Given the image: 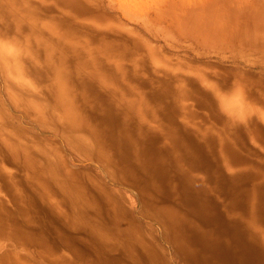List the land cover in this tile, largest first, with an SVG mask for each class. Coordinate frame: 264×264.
<instances>
[{
	"label": "rangeland",
	"instance_id": "1",
	"mask_svg": "<svg viewBox=\"0 0 264 264\" xmlns=\"http://www.w3.org/2000/svg\"><path fill=\"white\" fill-rule=\"evenodd\" d=\"M0 36L26 48L22 78L0 59V264H264V0H0ZM236 84L241 126L210 91Z\"/></svg>",
	"mask_w": 264,
	"mask_h": 264
},
{
	"label": "bare ground",
	"instance_id": "2",
	"mask_svg": "<svg viewBox=\"0 0 264 264\" xmlns=\"http://www.w3.org/2000/svg\"><path fill=\"white\" fill-rule=\"evenodd\" d=\"M137 1V0H136ZM139 2H140V4L142 5V6H144V7H147V4L148 3H150V4H153L154 2H156V1H158V0H138ZM168 1V0H167ZM181 1V0H180ZM60 2V1H59ZM62 4V3H61ZM139 4V3H138ZM165 6V5H164ZM197 8V7H196ZM195 9V8H194ZM165 14V13H164ZM166 14H168V12L166 13ZM108 16V15H107ZM173 16V15H172ZM181 16V15H180ZM179 16V17H180ZM183 16V15H182ZM177 17V16H176ZM187 17V16H186ZM103 18V17H102ZM182 18V17H181ZM185 18V17H184ZM228 18V17H227ZM180 19V18H179ZM111 20H113V19H111ZM177 20V19H176ZM186 20V19H185ZM223 20V19H222ZM18 21V20H17ZM204 21V20H203ZM110 22V21H109ZM213 23V22H212ZM122 24V23H121ZM60 28V27H59ZM64 28V27H63ZM121 28V27H120ZM93 29V28H92ZM122 29H123V27H122ZM29 30V29H28ZM95 30V29H94ZM197 30V29H196ZM40 32V31H39ZM46 32H50L49 30H46ZM129 32V31H128ZM262 33H263V31H261ZM62 33V32H61ZM30 34V33H29ZM39 34V33H38ZM133 34V33H132ZM6 35V34H5ZM40 36V35H39ZM82 36V35H81ZM141 36V35H140ZM46 37V36H45ZM63 37V36H62ZM142 37V36H141ZM7 38V37H6ZM81 38V37H80ZM208 38V37H207ZM44 39H46V38H44ZM101 39H103V38H101ZM57 40V39H56ZM59 40V39H58ZM68 40H69V38H68ZM81 40H83V39H81ZM105 40V39H104ZM110 40V39H109ZM139 40V39H138ZM142 40V39H141ZM216 40V39H215ZM46 41V40H45ZM86 41H87V39H86ZM97 41H99V40H97ZM35 42V41H34ZM69 42L71 43V44H74V43H76V42H78V41H75V40H73V39H70L69 40ZM139 42V45H140V40L138 41ZM137 42V40H136V43H138ZM61 43V42H60ZM121 43V42H120ZM125 43V42H124ZM145 42H143V44H144ZM224 43V42H223ZM58 44H59V42H58ZM146 44H147V42H146ZM230 44V43H229ZM95 45V44H94ZM120 45V44H119ZM225 45V44H224ZM36 46V45H35ZM50 46V45H49ZM53 46V45H52ZM67 46V45H66ZM81 46V45H80ZM100 46V45H99ZM126 46V45H125ZM150 46V45H149ZM142 47H144L143 45H142ZM151 47V46H150ZM150 47H149V49H150ZM55 48H56V46H55ZM95 48V47H94ZM93 48V49H94ZM98 48V47H97ZM63 49V48H62ZM78 49V48H77ZM126 49H127V47H126ZM132 48H130V50H131ZM101 50V49H100ZM153 50V49H152ZM152 50H150V52L152 51ZM160 50V49H159ZM72 51V50H71ZM91 51V50H90ZM97 51V50H96ZM99 51V50H98ZM82 52H84V51H82ZM105 52V51H104ZM59 53V52H58ZM148 53H149V51H148ZM154 53V52H153ZM158 53V52H157ZM63 54V53H62ZM98 54V53H97ZM125 54V53H124ZM163 54H165V53H163ZM46 55L47 56H50L51 55V50H47L46 51ZM99 55V54H98ZM97 55V56H98ZM144 55V54H143ZM167 55V54H166ZM75 56V55H74ZM43 57V56H42ZM124 57V56H123ZM150 57H151V54H150ZM166 57V56H165ZM168 57V56H167ZM166 57V58H167ZM45 58V57H44ZM61 58V57H60ZM59 58V59H60ZM98 58V57H97ZM125 58V57H124ZM129 58V57H128ZM155 58H157V57H155ZM179 58V57H178ZM46 59V58H45ZM103 59V58H102ZM113 59V58H112ZM47 60V59H46ZM43 61V60H42ZM51 61V60H50ZM83 61V60H82ZM86 61H87V59H86ZM142 61V60H141ZM1 62L9 69V74H10V72L11 73H14V75H16V76H19V77H21L22 78V72H19L20 70V66H21V71H23V65H22V62H21V60H19V61H17V62H15V63H9L6 59H1ZM76 62V61H75ZM112 62V61H111ZM110 62V63H111ZM139 63V62H138ZM188 63V62H187ZM75 64V63H74ZM84 64V63H83ZM109 64V63H108ZM29 65V64H28ZM57 65V64H56ZM79 65V64H78ZM104 65V64H103ZM142 65V64H141ZM65 66V65H64ZM76 66V65H75ZM80 66V65H79ZM78 66V67H79ZM85 66V65H84ZM128 66V65H127ZM166 66V65H165ZM54 67V66H53ZM81 67V66H80ZM129 67V66H128ZM171 67V66H170ZM64 68V67H63ZM75 68V67H74ZM84 68V67H83ZM107 68V67H106ZM117 68V67H116ZM126 68V67H125ZM161 68V67H160ZM179 68V67H178ZM49 69V68H48ZM118 69V68H117ZM175 69H176V67H175ZM32 70V69H31ZM30 70V71H31ZM116 70V69H115ZM119 70V69H118ZM125 70V69H124ZM177 70V69H176ZM7 71V70H6ZM92 71V70H91ZM121 71V70H120ZM159 71V70H158ZM59 72H61L60 70H59ZM85 72V71H84ZM166 71H164V73H165ZM100 73V72H99ZM129 73V72H128ZM144 73V72H143ZM177 73V72H176ZM187 73V72H186ZM25 74V73H24ZM27 74V73H26ZM88 74V73H87ZM92 74V73H91ZM93 74H95L94 72H93ZM122 74V73H121ZM131 74V73H130ZM135 74V73H134ZM138 74V73H137ZM149 74H151V73H149ZM173 74V73H172ZM185 74V73H184ZM11 75V74H10ZM70 75V74H69ZM90 75V74H89ZM96 75V74H95ZM29 76V75H28ZM50 76V75H49ZM75 76V75H74ZM81 76V75H80ZM99 76V75H98ZM104 75H102V77H103ZM122 76H123V74H122ZM138 76V75H137ZM168 76H170V75H168ZM172 76V75H171ZM186 76V75H185ZM191 76V75H190ZM210 76V75H209ZM214 76V75H213ZM88 77V76H87ZM220 77V76H219ZM235 77V76H234ZM242 77V76H241ZM240 77V78H241ZM10 78V77H9ZM28 78V77H27ZM52 78V77H51ZM75 78V77H74ZM101 78V77H100ZM110 78V77H109ZM111 78H112V76H111ZM114 78V77H113ZM149 78H151V77H149ZM162 78H163V76H162ZM48 79V78H47ZM103 78H101V80H102ZM107 79V78H106ZM124 79V78H123ZM137 79V78H136ZM148 79V78H147ZM146 79V80H147ZM174 79V78H173ZM180 79V78H179ZM183 79V78H182ZM91 80H93V79H91ZM145 80V81H146ZM110 81V80H109ZM113 81V80H112ZM156 81V80H155ZM167 81V80H166ZM173 81H175V80H173ZM181 81V80H180ZM250 81V80H249ZM24 82V81H23ZM32 82V81H31ZM61 82H62V79H61V77H60V74L59 73H56L55 74V79H54V86L53 87H55V94L57 95V98H58V100L59 101H61L62 102V106H63V108H64V110L62 111L63 113H64V115L67 113L69 116H71L72 115V109L70 108V104H69V98L66 96V93L64 92V90H63V88H62V84H61ZM117 82V81H116ZM115 82V83H116ZM161 82V81H160ZM214 82V81H213ZM221 82V81H220ZM234 82V81H233ZM243 82V81H242ZM247 82V81H246ZM47 83V82H46ZM50 83V82H49ZM102 83H104V82H102ZM110 83V82H109ZM108 83V84H109ZM112 83V82H111ZM140 83V82H139ZM143 83V82H142ZM141 83V84H142ZM195 83V82H194ZM227 83V82H226ZM251 83V82H250ZM44 84V83H43ZM66 84V83H65ZM107 84V85H108ZM220 84V83H219ZM222 84V83H221ZM243 84H244V82H243ZM91 85V84H90ZM95 85V84H94ZM213 85V84H212ZM248 85V84H247ZM28 86V85H27ZM92 86H93V84H92ZM110 86V85H109ZM184 86V85H183ZM207 86V85H206ZM215 86V85H214ZM30 87V86H29ZM33 87V86H32ZM95 88H96V86H94ZM100 87V86H99ZM113 87V86H112ZM155 87V86H154ZM124 88V87H123ZM213 88V87H212ZM35 89V88H34ZM40 89V88H39ZM44 89V88H43ZM49 89V88H48ZM132 90H134V89H132ZM156 90H158V89H156ZM176 90V89H175ZM209 90V89H208ZM100 91V90H99ZM107 91V90H106ZM112 91V90H111ZM148 91V90H147ZM46 92V91H45ZM161 92V91H160ZM168 92V91H167ZM199 92V91H198ZM9 93V92H8ZM73 93H75V92H73ZM105 93V92H104ZM112 93V92H111ZM124 93V92H123ZM128 93V92H127ZM142 93V92H141ZM202 93V92H201ZM206 93V92H205ZM52 94H53V92H52ZM122 94V93H121ZM125 94V93H124ZM147 94H148V92H147ZM135 95H136V93H135ZM202 95V94H201ZM258 95H260V94H258ZM264 95V94H263ZM11 96V95H10ZM49 96V95H48ZM211 96V95H210ZM169 97V96H168ZM199 97V96H198ZM213 97V96H212ZM253 97V96H252ZM22 98V97H21ZM56 98V99H57ZM106 98H107V96H106ZM256 98V97H255ZM12 99H14L15 100V98H13L12 97ZM119 99V98H118ZM122 99V98H121ZM169 99V98H168ZM174 99V98H173ZM182 99V98H181ZM208 99V98H207ZM210 99V98H209ZM253 99V98H252ZM53 100V99H52ZM93 100V99H92ZM123 100V99H122ZM87 101H90V100H87ZM252 101V100H251ZM14 102V101H13ZM211 102V101H210ZM31 103V102H30ZM82 103V102H81ZM88 103H90V102H88ZM140 103V102H139ZM214 103V102H213ZM38 104V103H37ZM73 104V103H72ZM133 104V103H132ZM153 104V103H152ZM40 105V104H39ZM55 105V104H54ZM193 105V104H192ZM211 105V104H210ZM213 105V104H212ZM253 105V104H252ZM263 105V104H262ZM58 106V105H57ZM86 106V105H85ZM138 106H139V104H138ZM141 106V105H140ZM150 106V105H149ZM255 106V105H254ZM87 107V106H86ZM133 107V106H132ZM151 107V106H150ZM155 107V106H154ZM216 107V106H215ZM29 108V107H28ZM41 108V107H40ZM146 108H148V107H146ZM252 108H254V107H252ZM264 108V107H263ZM152 108H150V110H151ZM154 109V108H153ZM162 109H164V108H162ZM258 109V108H257ZM261 109V108H260ZM259 109V110H260ZM40 110V109H39ZM155 110V109H154ZM160 110V109H159ZM77 111V110H76ZM75 111V112H76ZM116 111V110H115ZM254 111V110H253ZM70 112H71V114H70ZM99 112V111H98ZM143 112V111H142ZM152 112V111H151ZM76 113H78V111L76 112ZM144 113V112H143ZM120 114V113H119ZM43 115V114H42ZM84 115V114H83ZM140 115V114H139ZM150 115V114H149ZM152 115V114H151ZM44 116V115H43ZM121 116V115H120ZM141 116V115H140ZM156 115H154V117H155ZM222 116V115H221ZM141 117H143V118H145L144 116H141ZM140 117V118H141ZM223 117V116H222ZM260 117V116H259ZM58 118V117H57ZM61 118V117H60ZM66 118V117H65ZM68 118V117H67ZM136 118V117H135ZM187 118V117H186ZM69 119V118H68ZM68 119H66V120H68ZM73 119H74V117H73ZM73 119H72V122H73ZM76 119V118H75ZM104 119H106V118H104ZM110 119V118H109ZM111 120V119H110ZM145 120V119H144ZM143 120V121H144ZM188 120V119H187ZM202 120V119H201ZM200 120V121H201ZM219 120V119H218ZM63 121V120H62ZM76 121V120H75ZM121 121H123V120H121ZM138 121V120H137ZM146 121H148V120H146ZM145 121V122H146ZM68 122H69V120H68ZM71 122V121H70ZM130 122V121H129ZM219 122V121H218ZM248 122V121H247ZM78 123V122H77ZM124 123V122H123ZM128 123V122H127ZM126 123V124H127ZM133 123V122H132ZM148 123H150V122H148ZM153 123V122H152ZM73 124H75V123H73ZM78 124H81V123H78ZM130 124V123H129ZM151 124V123H150ZM203 124V123H202ZM72 125V124H71ZM144 125V124H143ZM142 125V126H143ZM16 126V125H15ZM80 127L82 126V125H79ZM78 126V127H79ZM115 126V125H114ZM131 126V125H130ZM241 126V125H240ZM84 127V126H83ZM262 127V126H261ZM260 127V128H261ZM84 128H87V127H84ZM147 128V127H146ZM188 128V127H187ZM191 128V127H190ZM93 129V128H92ZM91 129V130H92ZM134 129V128H133ZM138 129V128H137ZM149 129V128H148ZM158 129V128H157ZM231 129V128H230ZM249 129V128H248ZM251 129V128H250ZM116 130V129H115ZM143 130V129H142ZM237 130V129H236ZM252 130V129H251ZM255 130V129H254ZM253 130V131H254ZM263 130V129H262ZM94 131V130H93ZM96 131V130H95ZM131 131V130H130ZM162 131V130H161ZM106 132V131H105ZM155 132V131H154ZM96 133V132H95ZM165 133V132H164ZM163 133V134H164ZM97 134V133H96ZM189 134H190V132H189ZM258 134V133H257ZM136 135V134H135ZM229 135V134H228ZM97 136H98V134H97ZM122 136V135H121ZM165 136V135H164ZM240 136V135H239ZM96 137V136H95ZM177 137V136H176ZM194 137V136H193ZM6 137H4V139H5ZM206 138V137H205ZM3 139V141H5ZM109 139V138H108ZM126 139V138H125ZM178 139V138H177ZM256 139V138H255ZM254 139V140H255ZM8 140V139H7ZM7 140H6V142L4 143L6 146H11V145H13L12 146V153H11V156H10V158H11V160H15V162H17L16 161V159H18L17 157H18V155H17V152L18 151H16V150H14L13 151V147H14V149L15 148H17V144L16 143H14V142H7ZM234 140V139H233ZM176 141V140H175ZM179 141V140H178ZM198 141V140H197ZM210 142V141H209ZM164 143H166V139H165V142ZM201 143H202V141H201ZM3 144V143H2ZM136 144V143H135ZM173 144V143H172ZM212 144V143H211ZM211 144H209V145H211ZM215 144V143H214ZM236 144V143H235ZM109 145V144H108ZM141 146H142V144H140ZM257 145V144H256ZM2 146V145H1ZM98 146H100V145H98ZM160 146V145H159ZM158 146V147H159ZM260 146V145H259ZM139 147V146H138ZM151 147H153V146H151ZM180 147H182V146H180ZM204 147V146H203ZM8 148V147H7ZM96 148H98V147H96ZM104 148V147H103ZM111 148H112V145H111ZM135 148V147H134ZM176 148H178V147H176ZM240 148H242V147H240ZM4 149V148H3ZM113 149V148H112ZM136 149V148H135ZM148 149H149V147H148ZM169 148H167V150H168ZM259 149H260V147H259ZM96 150V149H95ZM172 150H174V149H172ZM147 151V150H146ZM169 151V150H168ZM175 151H176V149H175ZM9 152V151H8ZM96 152V151H95ZM112 152H114V151H112ZM172 153V152H171ZM176 153H178V152H176ZM215 153V152H214ZM245 153V152H244ZM100 154V153H99ZM9 155V154H8ZM111 155V154H110ZM207 155H208V153H207ZM179 156V155H178ZM181 156V155H180ZM185 156V155H184ZM189 156V155H188ZM8 158V156L6 155V154H3L2 153V151L0 150V167L1 168H3V169H6V170H8L7 168H5V165H4V162H5V159H7ZM26 157V156H25ZM146 157V156H145ZM218 157V156H217ZM216 157V158H217ZM24 158V157H23ZM28 158V157H27ZM26 158V159H27ZM30 158V157H29ZM25 159V158H24ZM25 159V160H26ZM145 159V158H144ZM167 159V158H166ZM220 159V158H219ZM255 159V158H254ZM258 159V158H257ZM256 159V160H257ZM179 160V159H178ZM26 161H29V159H27ZM36 161H38V160H36ZM35 161V162H36ZM108 161V160H107ZM140 161V160H139ZM183 161V160H182ZM30 162H32V161H30ZM109 162V161H108ZM224 162V161H223ZM226 162V161H225ZM14 163V162H13ZM27 163V162H26ZM29 163V162H28ZM37 163H39V162H37ZM142 163V162H141ZM30 164V163H29ZM34 164V163H33ZM32 164V165H33ZM187 164V163H186ZM231 164V163H230ZM258 164V163H257ZM15 165V164H14ZM31 165V164H30ZM29 165V166H30ZM31 165V166H32ZM140 165V164H139ZM145 165V164H144ZM229 165V164H228ZM227 165V166H228ZM24 166V165H23ZM30 166V167H31ZM230 166V165H229ZM262 166V165H261ZM24 167H26V166H24ZM34 167V166H33ZM67 168V167H66ZM120 168V167H119ZM180 168H182V166L180 167ZM228 168V167H227ZM253 168V167H252ZM264 168V167H263ZM26 168H24V170H25ZM32 169V168H31ZM177 169V168H176ZM186 168H184L183 170H185ZM192 169V168H191ZM198 169V168H197ZM39 170V169H38ZM41 170V169H40ZM39 170V171H40ZM67 170V169H66ZM188 170V169H187ZM256 170V169H255ZM262 170V169H261ZM9 171V170H8ZM33 171L34 172H37V170L35 169H33ZM42 171V170H41ZM130 171V170H129ZM189 171V170H188ZM228 171V170H227ZM25 174V173H24ZM27 174V173H26ZM28 174H29V172H28ZM36 174V173H35ZM39 174V173H38ZM41 174V173H40ZM198 174H200V172L198 173ZM202 174H203V172H202ZM243 174V173H242ZM136 175V174H135ZM186 175H187V173L185 174V177H186ZM189 175H190V173H189ZM188 175V176H189ZM238 175V174H237ZM33 176V175H32ZM35 176V175H34ZM36 176H39V175H36ZM192 176V175H191ZM244 176V175H243ZM262 176H264V175H262ZM27 177V176H26ZM136 177V176H135ZM134 177V178H135ZM190 177V176H189ZM208 177V176H207ZM235 177V176H234ZM241 177V176H240ZM15 178V177H14ZM13 178V179H14ZM34 178H36L37 179V177H34ZM42 178V177H41ZM133 178V179H134ZM188 178V177H187ZM192 178V177H191ZM238 178V177H237ZM246 178V177H245ZM32 179V178H31ZM39 179V178H38ZM199 179V178H198ZM203 179V178H202ZM207 179V178H206ZM243 179V178H242ZM241 179V180H242ZM249 179V178H248ZM17 180V179H16ZM27 180V179H26ZM34 180V179H33ZM185 180V179H184ZM204 180V179H203ZM6 181H8V182H10L8 179H3V177H1L0 176V202H1V197L2 198H4V196L5 195H7V196H9L10 198H14V195H12L14 192H12L11 190H10V183H7L6 184ZM31 181V180H30ZM231 181H232V179H231ZM12 182V181H11ZM14 182V181H13ZM34 182V181H33ZM139 182V181H138ZM186 182H187V180H186ZM190 182H191V180H190ZM20 183V182H19ZM30 183V182H29ZM78 183V182H77ZM238 183V182H237ZM32 184V183H31ZM34 184L37 186V187H40L41 185L43 186L44 185V183H43V181H41V179L40 180H36V182H34ZM189 184V183H188ZM239 184V183H238ZM244 184V183H243ZM13 185V184H12ZM17 185V184H16ZM14 186V185H13ZM22 186V185H21ZM28 186V185H27ZM212 186V185H211ZM240 186H241V184H240ZM246 186H247V184H246ZM254 186V185H253ZM33 187V186H32ZM44 187V186H43ZM46 187V186H45ZM173 187V186H172ZM207 187H208V185H207ZM248 187V186H247ZM152 188V187H151ZM210 188V187H209ZM214 188V187H213ZM246 188V187H245ZM15 189V188H14ZM24 189V188H23ZM32 189V188H31ZM33 189H35V188H33ZM33 189H32V191H33ZM233 189H234V187H233ZM238 189V188H237ZM248 189V188H247ZM16 190H18L17 188H16ZM47 190V189H46ZM45 190V191H46ZM157 190V189H156ZM222 190V189H221ZM240 190V189H239ZM238 190V191H239ZM244 190V189H243ZM25 191V190H24ZM50 191H51V189H50ZM193 191V190H192ZM196 191V190H195ZM194 191V192H195ZM210 191H211V188H210ZM232 191V190H231ZM22 192V191H21ZM35 192V191H34ZM42 192V191H41ZM40 192V193H41ZM49 192V191H48ZM48 192H47V197L48 198H50V199H48V200H50V201H52V197L48 194ZM200 192V191H199ZM24 193V192H23ZM44 193V192H43ZM238 193V192H237ZM240 193V192H239ZM254 193V192H253ZM3 194V195H2ZM19 194V193H18ZM21 194V193H20ZM19 194V195H20ZM42 194V193H41ZM211 194V193H210ZM218 194H220V193H218ZM42 195H44V194H42ZM52 195V194H51ZM236 195V194H235ZM234 195V196H235ZM21 196V195H20ZM41 196V195H40ZM211 196V195H210ZM242 197V196H241ZM17 198V197H16ZM41 198H42V196H41ZM15 199V198H14ZM53 200H54V198H53ZM171 200V199H170ZM252 200H253V198H252ZM25 201V200H24ZM45 201H46V199H45ZM239 201H241L240 199H239ZM21 202V201H20ZM53 202V201H52ZM219 202V201H218ZM28 203V202H27ZM47 203V202H46ZM51 203V202H50ZM54 203V202H53ZM263 203V202H262ZM10 204V203H9ZM8 204V205H9ZM42 204V203H41ZM49 204V203H48ZM47 204V205H48ZM235 204V203H234ZM23 205V204H22ZM55 205V204H54ZM24 206H26V205H24ZM49 206V205H48ZM165 206V205H164ZM7 207V206H6ZM10 207V206H9ZM16 207H18V206H16ZM50 207V206H49ZM55 207V206H54ZM166 207V206H165ZM12 208V207H11ZM173 208V207H172ZM8 209V208H7ZM52 209V208H51ZM162 209V208H161ZM169 209H170V207H169ZM57 210V209H56ZM163 210V209H162ZM182 210V209H181ZM264 210V209H263ZM51 211V210H50ZM164 212H166L165 210H163ZM52 212V211H51ZM171 212V211H170ZM175 212V211H174ZM197 212V211H196ZM178 213V212H177ZM195 213V212H194ZM166 215H167V217L169 216V214H167V213H165ZM174 214V213H173ZM170 215H171V213H170ZM188 215V214H187ZM240 215V214H239ZM178 216V215H177ZM207 216V215H206ZM251 216V215H250ZM170 217H173V215L172 216H170ZM176 217V216H175ZM185 217V216H184ZM260 217V216H259ZM262 217V216H261ZM5 218V217H4ZM10 218V217H9ZM186 218V217H185ZM248 218V217H247ZM169 219V218H168ZM246 219V218H245ZM250 219V218H249ZM264 219V218H263ZM251 220H253V219H251ZM261 220V219H260ZM169 221H170V219H169ZM184 221V220H183ZM186 221V220H185ZM116 223V222H115ZM181 223H182V221H181ZM174 224V223H173ZM238 224V223H237ZM248 224V223H247ZM181 225V224H180ZM188 225H190V224H188ZM220 226V225H219ZM196 227V226H195ZM198 227V226H197ZM180 228V227H179ZM0 229L2 230V231H4L3 229V227H2V225L0 224ZM241 229H242V227H241ZM259 229V228H258ZM117 230V229H116ZM197 230V229H196ZM243 230V229H242ZM259 231H261V230H259ZM181 232V231H180ZM202 232V231H201ZM204 233H205V231H204ZM243 233V232H242ZM245 234V233H244ZM256 234V233H255ZM172 235V234H171ZM244 236V235H243ZM217 237V236H216ZM207 238V237H206ZM245 238V237H244ZM174 239V238H173ZM216 239V238H215ZM207 240V239H206ZM251 240V239H250ZM193 241V240H192ZM264 241V240H263ZM253 242V241H252ZM206 244H208V243H206ZM211 243H209V245H210ZM255 244V243H254ZM259 245V244H258ZM191 246V245H190ZM211 248V247H210ZM264 249V248H263ZM182 252V251H181ZM192 252V251H191ZM101 253V252H100ZM207 254V253H206ZM208 255V254H207ZM10 260V259H9ZM218 263V262H217Z\"/></svg>",
	"mask_w": 264,
	"mask_h": 264
},
{
	"label": "clouds",
	"instance_id": "3",
	"mask_svg": "<svg viewBox=\"0 0 264 264\" xmlns=\"http://www.w3.org/2000/svg\"><path fill=\"white\" fill-rule=\"evenodd\" d=\"M26 54L25 44L13 37L0 36V59L9 63L21 60ZM220 114L231 125H243L253 114L252 104L245 89L236 84L225 89L216 85L210 89Z\"/></svg>",
	"mask_w": 264,
	"mask_h": 264
}]
</instances>
